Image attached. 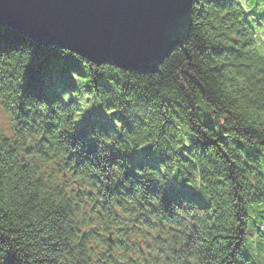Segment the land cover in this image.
<instances>
[{
    "label": "clouds",
    "instance_id": "clouds-1",
    "mask_svg": "<svg viewBox=\"0 0 264 264\" xmlns=\"http://www.w3.org/2000/svg\"><path fill=\"white\" fill-rule=\"evenodd\" d=\"M187 24L174 49L203 91L179 83L223 145L175 87L162 105L136 73L62 48L83 74L50 104L24 95L31 49L0 53V264H264V0H190ZM95 108L111 123L89 154L72 137Z\"/></svg>",
    "mask_w": 264,
    "mask_h": 264
},
{
    "label": "water",
    "instance_id": "water-1",
    "mask_svg": "<svg viewBox=\"0 0 264 264\" xmlns=\"http://www.w3.org/2000/svg\"><path fill=\"white\" fill-rule=\"evenodd\" d=\"M190 0H0V26L88 61L155 71L187 35Z\"/></svg>",
    "mask_w": 264,
    "mask_h": 264
},
{
    "label": "trees",
    "instance_id": "trees-1",
    "mask_svg": "<svg viewBox=\"0 0 264 264\" xmlns=\"http://www.w3.org/2000/svg\"><path fill=\"white\" fill-rule=\"evenodd\" d=\"M25 48L31 49L32 58L30 64L27 66L25 75V84L23 85L24 95L33 96L41 100H47L50 104L60 98V92L65 90H71L75 87V83L70 75V72L75 70L83 74L82 66L80 62L74 56H61L60 48L54 46H42L31 38L11 29L7 26H0V53L10 52L12 50H23ZM193 52L191 50L185 51L183 48L174 49L158 66L157 71L141 72L132 69H125L118 67L115 64L113 66L105 65L99 66L102 63H95L98 70L101 72L114 71L120 73L122 78L125 77L124 71H131L136 73L131 75L133 82L137 83L140 88L145 89L147 95L152 98H159L162 105L167 104L171 107L173 101L171 97L163 95L175 87L179 94L183 97L184 103L192 111L190 116L201 121L209 133V140L212 145H217V141H220V145H223V141L219 136L212 135L213 118H211L206 110L201 107V101L196 96H190L185 92V85L179 83L181 78L186 84L191 85L195 93H201L203 91V84L198 78V67L192 62ZM91 62V61H90ZM106 63V62H104ZM46 64L53 66L51 69L54 71L53 75H50V82L45 84V69ZM183 65V66H182ZM86 68L88 67L85 62ZM82 79H87L82 78ZM119 82V81H117ZM97 87L105 90H110L107 81L102 74H98L94 80ZM177 107H181L179 100L174 101ZM87 115V116H86ZM83 120L77 126V134L72 137L75 142L77 140L86 141L85 151L86 153H94L95 143L88 139L89 132L96 125L102 128H106L110 125L111 121L106 117L100 108H95L87 113ZM118 118L123 119L122 116ZM127 124L128 122L125 121ZM219 147V146H218ZM222 150V148H221ZM115 155H120L119 153ZM87 158V156H85ZM115 160V156L113 157ZM155 191V188L151 189ZM196 194L193 193V196ZM175 198V193L166 191L164 194V203L167 207L169 200ZM9 264L12 261L9 260Z\"/></svg>",
    "mask_w": 264,
    "mask_h": 264
},
{
    "label": "rangeland",
    "instance_id": "rangeland-1",
    "mask_svg": "<svg viewBox=\"0 0 264 264\" xmlns=\"http://www.w3.org/2000/svg\"><path fill=\"white\" fill-rule=\"evenodd\" d=\"M53 66H50L48 64H46V69H45V79H44V82L45 84H48L50 82V75H53L54 71H52V68ZM87 116V115H86Z\"/></svg>",
    "mask_w": 264,
    "mask_h": 264
}]
</instances>
